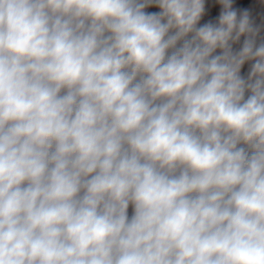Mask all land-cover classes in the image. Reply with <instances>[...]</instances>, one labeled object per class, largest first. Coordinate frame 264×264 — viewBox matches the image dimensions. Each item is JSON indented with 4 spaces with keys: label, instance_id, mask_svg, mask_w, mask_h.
<instances>
[{
    "label": "clouds",
    "instance_id": "clouds-1",
    "mask_svg": "<svg viewBox=\"0 0 264 264\" xmlns=\"http://www.w3.org/2000/svg\"><path fill=\"white\" fill-rule=\"evenodd\" d=\"M0 264H264V0H0Z\"/></svg>",
    "mask_w": 264,
    "mask_h": 264
}]
</instances>
